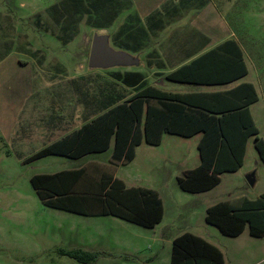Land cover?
I'll return each instance as SVG.
<instances>
[{
	"label": "rangeland",
	"instance_id": "rangeland-1",
	"mask_svg": "<svg viewBox=\"0 0 264 264\" xmlns=\"http://www.w3.org/2000/svg\"><path fill=\"white\" fill-rule=\"evenodd\" d=\"M132 5L138 12L148 15L140 19L142 26L135 25L138 32L141 27L147 29L145 24L149 16H152L151 20L166 17L158 22V26L168 32L164 42L154 36L145 39L137 33L138 39L131 42L141 49L134 51L121 44L119 38L115 39L117 35L125 40L130 29L136 31L126 25V9ZM203 23L213 34L220 28L221 35L216 37L231 36L239 41L249 59L251 73L248 79L262 90L264 0H0V264H125L126 253H131L129 256L142 264H166L172 251L170 240L187 231L218 244L227 264H264V236H252L249 226L241 236H228L206 221L208 206L231 197H257L264 192V161L258 155L254 136L249 139L245 164L237 171L223 173L221 182L206 192L186 191L176 178L183 166L192 167L199 161L198 136L185 138L178 144L167 135L159 146L148 148L144 145L133 163L120 168V177L131 181L124 174L130 170L133 179L137 174L141 175L136 179L137 183L157 187L162 193L166 215L155 231L128 222L126 224L132 227L125 228L118 222L126 221L113 216H103L100 222L87 225L85 216L45 206L32 186L31 177L38 172L79 167L91 159L108 162L112 148L80 159L49 155L25 163L22 155L34 151L35 144L15 137L22 121L19 100L21 92L25 91L24 79L33 73L32 66L21 65V61L26 60L23 48L35 45L44 50L46 57L40 49L34 51L37 57L42 55L41 61L45 62L42 65L44 78L63 71L62 76L55 77L56 86L49 90L69 88L78 93L86 91L88 95L92 92V104L88 107L95 110L96 106L106 102L105 96L100 99L95 94L101 90L105 92L107 76L109 93L122 91L130 95L138 90L121 85L116 70H142L145 78L147 76L145 85L156 79V70H163L158 66L152 68L148 63L158 59L160 51L172 60L188 59L192 54L201 53L210 41L209 34L201 31ZM153 24L156 26V22ZM95 32L109 33L114 48L139 55L140 66L90 69L88 59ZM59 62L62 67L55 66ZM168 68L171 69L169 64ZM32 86L34 89L39 87L37 83ZM181 86L182 83L166 81L163 87L179 91ZM46 89V86L41 88L42 91ZM110 98L108 96L107 100ZM177 152H181V157L176 156ZM149 162L155 163L149 165ZM252 171L258 176L254 186L246 179ZM91 232L96 235L94 241L88 239ZM162 235L165 238L160 240ZM129 242L135 243L137 252L125 250ZM62 249L93 252L97 258L81 263L63 254Z\"/></svg>",
	"mask_w": 264,
	"mask_h": 264
},
{
	"label": "trees",
	"instance_id": "trees-1",
	"mask_svg": "<svg viewBox=\"0 0 264 264\" xmlns=\"http://www.w3.org/2000/svg\"><path fill=\"white\" fill-rule=\"evenodd\" d=\"M130 30L125 40L117 35L115 39L119 38L121 44L128 45L131 50L140 51L138 45L131 42L134 35ZM231 46H235L239 53L234 54ZM219 62L222 70L229 68L230 72L211 80V70ZM240 66L242 71L235 72ZM247 73L243 49L236 38H230L178 67L166 78L191 83H228ZM117 79L128 86L143 85L145 74L139 70L119 72ZM238 92H243L245 96L241 104L234 107L237 104L234 96ZM200 95L197 97L195 94L197 99L194 100L212 96L218 99L214 104L206 101L202 105H193L187 102L189 96L185 94L147 85L130 102L113 106L72 134L42 148L25 162L51 154L80 158L88 153L105 151L112 139L115 142L108 165L92 162L76 170L34 175L31 182L37 194L46 204L54 207L83 214L115 215L144 227H154L164 215L163 202L158 193L145 187L127 186L115 176L118 165L127 164L134 158L135 148L144 137L147 142L158 144L165 131L184 136L203 132L199 143L200 165L188 170L185 176L178 177L182 189L193 193L218 185L221 173L237 171L244 164L247 142L252 136L264 161V139L249 109V105L258 100L255 86L245 82L236 91ZM152 100H159L161 107H155ZM177 102L189 106L173 105ZM144 114L146 120L142 127ZM74 204L80 208H74ZM206 221L228 236H239L248 225L252 236L261 237L264 235V193L255 199L242 196L220 201L208 208ZM62 252L81 263L97 258L96 253L81 249H62ZM172 264L227 263L218 245L187 231L174 239Z\"/></svg>",
	"mask_w": 264,
	"mask_h": 264
},
{
	"label": "crops",
	"instance_id": "crops-1",
	"mask_svg": "<svg viewBox=\"0 0 264 264\" xmlns=\"http://www.w3.org/2000/svg\"><path fill=\"white\" fill-rule=\"evenodd\" d=\"M135 8L136 7L134 5H132V7H130L129 9H126V12L128 11L127 18H126L128 20V22H126V23H128V24H126V25H128V26H130L132 28L133 27L135 28L136 27L135 25H137V24H140V25L142 24L140 19L148 17L147 13L143 14L141 12H138ZM160 15L164 16V14H160ZM151 18H152V16H149V21L145 24V25H147V29H145L144 27H141V30L138 32L136 30L137 28H135L136 31L133 32L134 36H133V38H131L132 40H134V42H136V40L138 39L137 33L142 34V37L145 38V39H149L151 36L152 37L154 36V37L159 38V39L161 38L159 42H161V41L164 42V37L168 34V32H167V30L164 27H162V28L159 27L158 26V22H160L161 21L160 19H163V18L165 20L166 17L164 16V17H160V18H155L153 20H151ZM153 21L156 22V26L153 24ZM217 29H218L217 30V34H216V32H214V34H213L212 29L211 28H206L204 26V23H203L201 31H202V33H208L209 34V37H207V38L210 41L206 43L207 45H206V47H204L205 49L203 51H201V53H196L194 55L192 54V55H190V57H188V59H183V60L175 59V60H172L171 58L169 59L168 55H162V52L158 51L159 53H157V56L159 58L154 60V61H151V62L149 61L148 63L150 64V66L152 68L158 66V67H160L163 70H158V71L156 70L155 73L158 74V75H156V79L148 82L147 84H145V85L128 86V85L122 83L121 81L117 80L121 85H124L127 88H129V89L130 88L133 89V90L138 89L137 91L133 92L130 95H125L124 92H122V91H114V92L112 91V92L109 93V90H108L109 78L107 76V78L104 79V85H105V88H106L105 92H103V90H101L99 93L95 94L97 97H100V99L103 96H105L106 102L105 103L102 102L100 104V106H98V107L96 106L95 110L93 108L91 109L90 107H88V106H90L92 104V100L90 98V96L93 97V95H94L92 92H89L90 94L88 95V93L86 91L78 93L76 90L71 91L69 88L67 90H63V91L62 90H57V91L52 90L51 91V89L49 90V88H54L56 86L55 85V83H56L55 82V80H56L55 77L57 78V77L62 76V73H63L62 70L63 69L62 70H58V71H62L60 74H51L50 73L47 76L48 79L44 78L43 73L45 74V71L42 69V65H44L45 62L41 61V60H43V59H41L42 55L40 57L38 55V57H37L36 54L34 53V51H38V49H40L44 53V50L42 48H36L35 45H31V47H33V48H23L22 51H23L24 55L26 56V58H25L26 60L25 61H21V65L22 66H26V67L32 66L33 67V73L30 72V75H29L30 77L24 79V90L25 91L21 92V96H20V100H19L20 103H21L20 109H22V111H23V114H22V117H21L22 121H21V124L19 125V127L16 129V132H19V133H18V135H15V137L18 140H27V141L35 144L34 151H31V152H29L26 155H22V158H24L23 161L25 162V160L27 158H29L30 156H32L33 154H35L36 152H38L42 148H44V147H46L48 145H51L52 143H54V142H56V141H58V140H60V139H62L64 137H66L67 135L72 134L76 130L80 129L85 123L92 121L94 118H96L97 116L101 115L105 111L109 110L113 106H115V105H117L119 103L125 102V101L130 102L135 97V95L138 94L147 85H155L158 88H161V89L166 90L168 92L185 94V95H187V97L189 96V98H187V102H189V103H191L193 105H202V103H204L206 101H208V103L214 104V103L217 102L218 98L216 96H212L211 98L202 97V98H199L200 100H194V98H195L194 95L195 94H197V97H201V95H200L201 93L210 94V93H218V92L232 91V90L236 91V89L238 88L239 85H241V84H243L245 82L246 83H252L255 86V88H256V90L258 92V100L253 102V103H251L249 105V109H250V113L252 114V116H253V118L255 120L256 125L259 128L260 136L264 139V87L261 90L257 86V84L254 83V81L248 79L249 75L251 73V68H250V64L248 63L249 59L247 60L248 57L246 56L245 50L243 48H242L243 49V59L245 61L248 73L246 75L240 77L239 79L234 80V81H231V82H228V83H191V82L174 81V80H169V79L166 78L167 74H169L170 72L174 71L175 69H177L178 67L182 66L183 64H185L187 62H190L194 58H196V57L202 55L203 53L207 52L208 50L218 46L219 44H221L225 40L230 39V38H234V37H231V36L225 37L223 39H221L219 37H216V36H218L220 34V28L218 27ZM210 35H212V36H210ZM155 40H156V44L159 45L158 44L159 42L157 43V39H155ZM134 44H136V43H134ZM63 46H65V45H63ZM231 47H232V51H233L234 54L239 53L238 49L235 46H231ZM138 48L141 49V47L139 45H138ZM50 49H52V48H50ZM162 50L164 52V48ZM165 51H166V49H165ZM44 56L46 57L45 53H44ZM57 57H60V56L57 55ZM58 59H60V58H58ZM168 59L170 60V62L168 61ZM177 60H179V61H177ZM46 64H48L47 61H46ZM168 64L171 67V69L168 68ZM170 64H172V65H170ZM55 66L62 67L63 64H61V62H59ZM215 67L216 68L211 70V80H214L216 77H219L217 75L224 74V72H226V73L230 72L229 68L227 70H222L221 69V67H222L221 66V62L217 63V65ZM124 69L126 71H130L127 68H122V70H116V71H119V72L123 73V72H125ZM238 69L239 70L236 69L235 72L242 71L243 68L240 66V68H238ZM139 71L143 72L142 70H139ZM227 74H229V73H227ZM146 79H147V76H146L145 80ZM166 81H173V82L182 83L183 84V86H181L182 89H180L179 91H169V90H167V89H165L163 87L165 85ZM34 83H37V85L39 87L34 89V87L32 86V84H34ZM40 86H42V87H40ZM45 86H46L47 89L42 91L41 88H44ZM198 95H200V96H198ZM108 96L109 97L111 96L110 100H107ZM244 96H245V94H243V92L242 93L238 92V94H235L234 97L237 100L236 101L237 104L234 105V107L235 106H239L241 104V102L243 101V97ZM24 99H27V100H24ZM29 99H32L33 101H31ZM195 99H197V98H195ZM152 101L153 102H151V103H153V105H155V107H158V108L161 107V102L159 100H152ZM23 103H25V104H23ZM177 103L178 104H173V105H178L177 107H182L184 105L189 106L186 103H182V102H177ZM82 106H84V109L82 108ZM145 120H146V114H144V116H143V121H142V125H141L142 127L145 126ZM177 127L181 128V126H178V125H177ZM175 128H176V126H175ZM167 135H171V136H168V137H170L171 140H173L174 142H176L178 144L181 141H183V139H185V138H192V137L198 136V138H197V147H198L199 161L194 162L192 167H189L187 165L183 166L180 169V173H178L176 175L177 181H178V177L179 176H185V174H186V172L188 170L193 169V168H195V167L200 165L201 157H200L199 143H200V141H201V139L203 137V132H198V133H196V134H194L192 136H184V135H181V134H178V133H172V132L165 131V132L162 133L161 141L158 144L149 143V142L146 141V139L144 137L143 141L140 144H138L136 146V148H135V156H134V158L127 164L118 165L117 169H116V173H115V176L120 178V179H122L126 183L127 186L145 187V188L152 189L153 191L158 193V195L162 199L163 206H164V215H163V218H162L161 222H159L158 224H161L163 222V220L165 218V215H166V208H165L164 200H163L162 193L160 192V190L157 187H152L150 185L147 186V185H143V184L137 183L136 179L141 177L140 174H137V176L133 179L129 175V171L130 170L125 171L124 174L131 180V181H127L123 177H120L119 172H120V168L122 169L123 166H127V165L133 163L138 158L139 151H140V149H142V147H144V145H146V147H148V148L149 147L159 146L164 141L165 137H167ZM249 139H248V142H247V148H246V154H245V158H244V164L246 162L247 151L249 149ZM40 144H41V146H40ZM114 144H115L114 139H112L110 147L107 150L102 151V152H106L110 148H112V153H113ZM254 145H255V139H254ZM92 153H101V152H92ZM112 153H111V155H112ZM89 154H91V153H88V154H86V155H84V156H82L80 158H83V157H85V156H87ZM51 155H57V154H51ZM111 155L109 157L108 162L102 161V160H98V159H91L90 161H87L84 164L92 163V162H98V163H103V164L108 165L110 163ZM258 155L260 157L259 152H258ZM23 156H25V157H23ZM47 156H49V155H47ZM61 156H65V155H61ZM176 156L177 157H181V152H177ZM44 157H46V156H44ZM65 157H69V156H65ZM69 158H72V157H69ZM80 158H72V159H80ZM38 159H40V158H38ZM35 160H37V159H35ZM35 160H33V161H35ZM154 163H150L149 162L148 164L149 165H153ZM83 166L84 165H80L79 167L64 168V169L57 170V171H52V172H50V171L38 172V173H35L34 175H38V174H53V173H57V172L64 171V170H76V169H79V168H81ZM227 172H233V171H227ZM223 173H225V172H223ZM223 173H221V180H222V174ZM257 180H258V176H257ZM178 184H179V182H178ZM165 186L167 187L166 183H165ZM179 186H180V184H179ZM33 188H34V186H33ZM35 191H36V189H35ZM203 192H206V191H203ZM197 193H201V192H197ZM262 193H264V192H262ZM54 195L57 196V194H54ZM242 196H247V195H240V196H237V197H242ZM237 197H231V198L226 199V200H231V199H234V198H237ZM247 197H249V196H247ZM257 197H249V198L255 199ZM41 201H42V203L45 206L50 207L52 209L85 216L86 218H85L84 222H86L87 225L100 222V220H101V218L103 216H113V217H117V219H121L122 221H126V222H118L119 225H122L125 228L132 227L131 224H126V223L127 222L128 223H133V222L128 221L126 219H123L121 217L115 216V215L83 214V213H78V212H76L74 210H70V209H66V208H58V207H54V206L48 205L42 199H41ZM222 201H224V200H222ZM210 206H212V205H210ZM210 206H208V208ZM74 208L77 209V208H80V207H78V205L76 206L74 204ZM208 208H207V210H208ZM133 224L139 225V224H136V223H133ZM157 225L154 226V227H147V228H151V229H153L155 231ZM139 226H142V225H139ZM247 226H246L245 230L243 231V233L247 230ZM142 227H144V226H142ZM138 229L139 228H137V230ZM71 233L74 235L73 232H71ZM99 233L103 234L101 231ZM242 234H240L239 236H241ZM178 236L179 235L173 237V239L170 240L172 242V244L174 242V239L176 237H178ZM89 237L90 238H88V239L90 241H94L96 235L93 236V234L91 232ZM202 237L205 238L206 240L216 244L213 240H211L209 238H206L204 236H202ZM236 237H238V236H236ZM164 238H165V236L162 235L160 240H163ZM130 243L131 242H129V247H127L125 250H127V251L135 250L137 252L138 251V247L135 248V243H133V244H130ZM216 245H218V244H216ZM124 247H126V246L124 245ZM132 252H134V251H132ZM172 253H173V245H172L171 255H170L169 259L167 260V262H165L166 264H172ZM129 255H131V253H126L125 256H124V258L126 259L125 262H124L125 264H140L141 263L137 258L130 257Z\"/></svg>",
	"mask_w": 264,
	"mask_h": 264
},
{
	"label": "water",
	"instance_id": "water-1",
	"mask_svg": "<svg viewBox=\"0 0 264 264\" xmlns=\"http://www.w3.org/2000/svg\"><path fill=\"white\" fill-rule=\"evenodd\" d=\"M141 58L123 49H116L111 45V36L106 32H95L92 38L88 67L90 69H110L117 67L140 66ZM257 172L246 175L251 186L257 181Z\"/></svg>",
	"mask_w": 264,
	"mask_h": 264
}]
</instances>
